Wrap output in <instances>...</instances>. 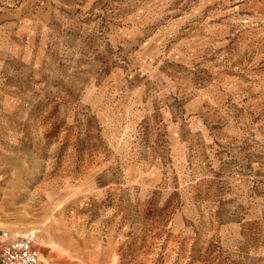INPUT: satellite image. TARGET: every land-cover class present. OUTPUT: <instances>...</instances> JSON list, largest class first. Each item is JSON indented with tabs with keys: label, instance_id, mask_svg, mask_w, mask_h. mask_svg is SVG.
I'll return each mask as SVG.
<instances>
[{
	"label": "rangeland",
	"instance_id": "1",
	"mask_svg": "<svg viewBox=\"0 0 264 264\" xmlns=\"http://www.w3.org/2000/svg\"><path fill=\"white\" fill-rule=\"evenodd\" d=\"M0 231L264 264V0H0Z\"/></svg>",
	"mask_w": 264,
	"mask_h": 264
},
{
	"label": "built area",
	"instance_id": "2",
	"mask_svg": "<svg viewBox=\"0 0 264 264\" xmlns=\"http://www.w3.org/2000/svg\"><path fill=\"white\" fill-rule=\"evenodd\" d=\"M0 264H51L42 257L35 233L12 237L0 231Z\"/></svg>",
	"mask_w": 264,
	"mask_h": 264
},
{
	"label": "bare ground",
	"instance_id": "3",
	"mask_svg": "<svg viewBox=\"0 0 264 264\" xmlns=\"http://www.w3.org/2000/svg\"><path fill=\"white\" fill-rule=\"evenodd\" d=\"M16 236V235H15ZM16 237H18V236H16Z\"/></svg>",
	"mask_w": 264,
	"mask_h": 264
}]
</instances>
